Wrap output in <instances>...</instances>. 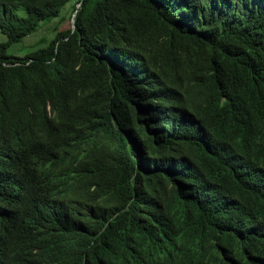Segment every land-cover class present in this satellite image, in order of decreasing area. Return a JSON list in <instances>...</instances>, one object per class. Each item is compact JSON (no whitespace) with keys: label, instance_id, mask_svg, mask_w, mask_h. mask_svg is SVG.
Returning a JSON list of instances; mask_svg holds the SVG:
<instances>
[{"label":"trees","instance_id":"1","mask_svg":"<svg viewBox=\"0 0 264 264\" xmlns=\"http://www.w3.org/2000/svg\"><path fill=\"white\" fill-rule=\"evenodd\" d=\"M0 34V264H264V0H0Z\"/></svg>","mask_w":264,"mask_h":264},{"label":"rangeland","instance_id":"2","mask_svg":"<svg viewBox=\"0 0 264 264\" xmlns=\"http://www.w3.org/2000/svg\"><path fill=\"white\" fill-rule=\"evenodd\" d=\"M74 6V1L68 2L61 9L59 17L52 19L50 22L42 25L35 33L25 37L20 43H17L9 50V53L15 51L14 55L16 57H21L27 53L33 52L44 46L42 43L44 39L49 41L55 35L56 32L52 31V27L58 26L57 32L65 31L72 28V10ZM66 19L60 24L57 23L59 19ZM51 23V24H50ZM57 23V24H55ZM6 37L0 34V42H5Z\"/></svg>","mask_w":264,"mask_h":264},{"label":"water","instance_id":"3","mask_svg":"<svg viewBox=\"0 0 264 264\" xmlns=\"http://www.w3.org/2000/svg\"><path fill=\"white\" fill-rule=\"evenodd\" d=\"M79 5H80V3H78L76 7L78 8V7H79ZM75 13H76V11L74 12V14H73V17H74V15H75Z\"/></svg>","mask_w":264,"mask_h":264},{"label":"clouds","instance_id":"4","mask_svg":"<svg viewBox=\"0 0 264 264\" xmlns=\"http://www.w3.org/2000/svg\"><path fill=\"white\" fill-rule=\"evenodd\" d=\"M74 14V13H73ZM72 17H73V15H72Z\"/></svg>","mask_w":264,"mask_h":264}]
</instances>
